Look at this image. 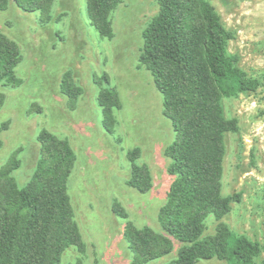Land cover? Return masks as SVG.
Returning a JSON list of instances; mask_svg holds the SVG:
<instances>
[{"label": "rangeland", "instance_id": "374dc122", "mask_svg": "<svg viewBox=\"0 0 264 264\" xmlns=\"http://www.w3.org/2000/svg\"><path fill=\"white\" fill-rule=\"evenodd\" d=\"M210 2L234 32L228 51L238 53L240 67L260 83L254 92L223 98L225 115L237 119L238 129L225 136L221 190L224 196L240 195L222 220L261 245L256 264H264V0ZM157 11V0H120L111 11L114 35L108 38L91 23L86 0H53L46 23L39 11H24L13 0L0 10V31L15 40L21 52L15 68L18 80L0 84V167L16 153L20 166L13 176L19 186L25 185L39 157L41 128L67 138L77 156L68 193L85 251L67 247L61 264H75L77 259L84 264H131L133 253L123 236L125 220L112 210L114 202L136 226L162 232L158 212L172 181L165 148L175 132L163 114L162 95L150 71L139 62L143 30ZM67 70L83 87L74 109L60 91ZM103 73L121 102L114 110V134L103 128L97 102L106 83L98 84L96 78ZM134 147L140 149L137 163L151 172L152 186L146 192L129 184L126 153ZM205 224V233L213 234L217 221L212 214ZM180 245L174 241L171 254L144 264H166ZM200 264L226 262L213 257Z\"/></svg>", "mask_w": 264, "mask_h": 264}, {"label": "trees", "instance_id": "16d2710c", "mask_svg": "<svg viewBox=\"0 0 264 264\" xmlns=\"http://www.w3.org/2000/svg\"><path fill=\"white\" fill-rule=\"evenodd\" d=\"M24 11H39L41 21L51 20L53 0H13ZM120 0H86L91 23L100 35H114L111 11ZM158 11L143 30L141 65L150 71L162 95L163 114L170 119L175 137L165 148L172 181L160 206L162 232L148 225L136 226L125 209L114 202L112 210L124 219L123 236L133 253L131 264H144L171 254L174 241L181 245L166 264H200L218 258L226 264H256L262 247L244 234L232 231L222 220L239 194L224 196L221 190L225 136L238 129L237 119L228 118L223 98L254 92L259 80L240 65V55L228 51L234 32L222 22L210 0H157ZM9 0H0V10ZM21 60L17 42L0 31V84H14ZM97 95L102 126L115 133L114 110L121 107L118 93L107 73L96 78L103 84ZM60 91L74 109L83 87L63 73ZM4 94L0 92V108ZM6 124L2 126L5 128ZM39 157L23 186L13 172L20 159L13 153L0 167V264H61L64 250L74 246L85 251L80 229L73 217L68 180L76 152L67 138L46 128L37 135ZM3 142L0 137V148ZM139 147L126 157L131 171L129 184L140 192L152 186L146 164L137 163ZM217 221L213 234H206V218ZM75 264H84L77 259Z\"/></svg>", "mask_w": 264, "mask_h": 264}]
</instances>
